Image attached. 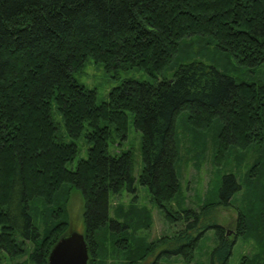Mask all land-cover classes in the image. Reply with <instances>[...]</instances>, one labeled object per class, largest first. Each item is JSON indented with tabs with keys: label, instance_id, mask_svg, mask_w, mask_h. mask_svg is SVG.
<instances>
[{
	"label": "trees",
	"instance_id": "trees-1",
	"mask_svg": "<svg viewBox=\"0 0 264 264\" xmlns=\"http://www.w3.org/2000/svg\"><path fill=\"white\" fill-rule=\"evenodd\" d=\"M88 59L150 80H124L98 104L95 90L73 77ZM129 118L141 133L137 180L132 152H110L127 139ZM184 121L205 129L224 156L235 149L241 165L252 158L244 180L240 164L226 166L198 211L176 202L175 131ZM81 137L87 157L70 169ZM134 182L184 227L145 243L134 235L150 217L134 199L110 216V195L134 192ZM74 190L89 264H106L107 242L112 257L123 250L120 264H141L171 246L178 247L156 252L150 264L163 255L190 264L211 229L210 264H228L231 243L211 215L242 191L237 231L255 252L240 264H264V0H0V252L11 264H48L67 233Z\"/></svg>",
	"mask_w": 264,
	"mask_h": 264
},
{
	"label": "rangeland",
	"instance_id": "rangeland-1",
	"mask_svg": "<svg viewBox=\"0 0 264 264\" xmlns=\"http://www.w3.org/2000/svg\"><path fill=\"white\" fill-rule=\"evenodd\" d=\"M74 79L81 85L88 89H94L96 92V103H101L107 100L108 93L115 87L119 86L124 80H135V81H146L150 80L147 74L139 69H131L127 71L119 70L117 72L111 70L106 72L102 65L94 63L92 59L84 64L81 71L73 74ZM52 118L54 122L58 125L60 133L65 141L70 139L66 136L64 128L62 126L61 118L53 110ZM196 127L190 128L184 123L177 125L175 136L177 138V161L176 169L180 181V195L177 199V204L182 208H191L196 211L199 210V206L203 200L207 197V193L210 187H213L217 183L218 177L221 173L227 171L230 166L232 170L241 161H238V152H233L235 149L229 150L230 154L225 155L217 151L216 141L206 134L205 129H199ZM201 137V139H199ZM78 147V154L72 162H70L67 167L74 169L77 162L81 159H86L87 157V145L84 138L81 137L75 140ZM116 150H130L132 152V176L137 180L139 173L143 166V160L141 155V133L134 129L132 119L129 118L128 121V131L127 139L121 143V146L116 149V147L110 146V152ZM246 154L244 155V157ZM253 156V155H252ZM252 158H248L240 168H238L237 173L240 175V180H244V172L250 166ZM135 193L122 191L118 195H110V211L109 215L114 216L115 208L118 205H122L124 209H128L135 204L138 208H144L150 217V225L148 229H139L135 233V238L137 237L141 242L150 243L156 241L161 237H172L179 230L184 227V223L178 221L176 223L170 222L166 219L165 214L161 211L157 205L152 201L147 189L141 187L134 182ZM242 192H238L234 195L232 203L228 207H217L212 212L211 217L215 224L220 225L223 228V234L227 230L234 231L236 227L237 231V220H238V204L236 200L242 198ZM254 206V202H250ZM173 210H177L176 205L173 202ZM83 201L81 194L78 191H73L67 205L68 214V229L69 232L82 233L83 231ZM206 221V220H205ZM203 221L205 224L206 222ZM131 233L128 232L126 243H130ZM235 238V237H234ZM132 239V238H131ZM233 240V236L227 238L226 241L229 243ZM235 243L232 248L231 257L228 264H240L242 257H249L250 254H254L255 245L252 240L244 239L237 236L234 239ZM216 245V240L214 238V231H206L203 239L199 243V247L196 250L195 258L190 264H210L209 255ZM108 249V255L104 261L106 264H120L124 259L123 250L120 249V253L116 257L111 256L112 246L110 242L106 244ZM178 246L164 247L158 249L156 252L159 253L163 250H173ZM123 254H122V253ZM149 255L141 264H150L155 258V254ZM0 264H11L7 259L4 252H0ZM158 264H186L183 262L181 257H176L174 255H169V258L162 256V259Z\"/></svg>",
	"mask_w": 264,
	"mask_h": 264
},
{
	"label": "water",
	"instance_id": "water-1",
	"mask_svg": "<svg viewBox=\"0 0 264 264\" xmlns=\"http://www.w3.org/2000/svg\"><path fill=\"white\" fill-rule=\"evenodd\" d=\"M89 247L82 233L69 232L52 248L48 264H89Z\"/></svg>",
	"mask_w": 264,
	"mask_h": 264
},
{
	"label": "flooded vegetation",
	"instance_id": "flooded-vegetation-1",
	"mask_svg": "<svg viewBox=\"0 0 264 264\" xmlns=\"http://www.w3.org/2000/svg\"><path fill=\"white\" fill-rule=\"evenodd\" d=\"M223 235H224L225 239H227L230 236H233V240L230 242L231 243V247L233 248L234 243H235V240L234 239L237 238V236H238L237 235V232H236V227H235L234 231L227 230V231H225V233Z\"/></svg>",
	"mask_w": 264,
	"mask_h": 264
}]
</instances>
